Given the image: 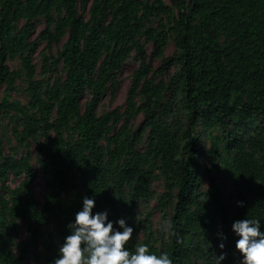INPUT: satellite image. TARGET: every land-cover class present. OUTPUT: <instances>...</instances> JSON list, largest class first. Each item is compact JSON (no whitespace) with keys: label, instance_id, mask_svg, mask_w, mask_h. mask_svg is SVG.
I'll list each match as a JSON object with an SVG mask.
<instances>
[{"label":"trees","instance_id":"1","mask_svg":"<svg viewBox=\"0 0 264 264\" xmlns=\"http://www.w3.org/2000/svg\"><path fill=\"white\" fill-rule=\"evenodd\" d=\"M159 17L168 29L163 21L148 27ZM41 19L45 29L37 39L51 46L66 37L51 58L62 75L46 90L35 80L38 45L31 40ZM171 39L175 53L151 75L142 41L152 44L153 60L163 58ZM133 53L139 68L125 106L99 116L106 94L116 97L119 74ZM16 59L31 102L0 103V119H17L14 134L27 152L18 159L0 145V185L7 190L14 176L29 188L37 176L35 145L44 201L25 198L22 190L11 200L0 194V264H31V254L40 262V242L52 264L67 224L82 208L79 195L63 199L76 178L95 199L94 213L107 211L110 220L125 218L133 227L130 250L141 236V244L157 255L166 252L173 264H217L222 232V264H239L232 223L256 218L264 231V0H0V92L19 78L7 63ZM139 115L143 120L134 127ZM253 122L260 125L252 128ZM213 126L226 140L227 199L219 184L205 193L198 174L202 131ZM158 178L164 192L156 208L163 216L155 230L152 216L138 212L155 198ZM19 223L26 237L15 257L11 234Z\"/></svg>","mask_w":264,"mask_h":264},{"label":"rangeland","instance_id":"2","mask_svg":"<svg viewBox=\"0 0 264 264\" xmlns=\"http://www.w3.org/2000/svg\"><path fill=\"white\" fill-rule=\"evenodd\" d=\"M167 5H171L169 1H166ZM163 21L164 26L168 29L166 19L164 17L153 18L148 27H158ZM23 23L21 22L19 26ZM38 30L37 33L31 39L34 43L38 45V49L34 54V64L36 66L37 75L35 80L37 82H42L47 87L52 86L56 78L62 75V66L55 67L52 65V57H57L58 53L63 49V45L66 41L64 37L61 44L49 46L47 42L37 39L38 34L45 29V21H38ZM145 44V48L148 54V59L151 64V75H153L156 70L161 66L162 60L168 58L175 53L173 39L168 43L163 58L151 60V54L153 52L152 44H146L145 40L142 41ZM11 70L19 73V78L16 81V84L11 89H7L6 86H3L0 92V103L5 101L11 103H19L23 106H28L31 102L32 94L29 90V83L26 78L25 71L22 67V62L20 59L15 61L7 62ZM139 68V62L135 56V53L127 60L124 68L119 74L120 87L114 99L111 98V94L108 93L104 97L102 103L100 104L97 113L99 116L106 115L107 113L115 110L119 107H124L126 99L128 97V92L131 86V76L135 70ZM156 79L160 81L165 79L164 75H157ZM87 98L83 100V104L88 100ZM138 103H142L143 98L137 99ZM143 120V115H139L134 120V127H138ZM16 118H8L3 120L0 119V145L4 153L8 155H14L16 158H21L26 155L25 146L19 144L18 140L15 137L14 130L16 129ZM260 125V122H253L250 127L255 128ZM202 139L204 141V147L202 150V155L199 158L198 162V174L201 177L202 190L205 193L211 189V186L219 184V193L224 195L227 199L231 193V183L226 177V171L228 170L227 164L229 163V158L224 152V147L226 146V140H224V134L217 126H213L211 129L206 132L202 131ZM223 140V141H222ZM35 145H31V164L34 169L37 170V176L29 184V188H26L24 178H15L11 176L6 182L7 190L3 191V187L0 185V194L6 196L7 199L13 198V193L17 190H22L25 198L33 197L40 204L44 201V181L39 170L37 156L35 151ZM155 192V198L147 203L143 204L142 208L139 210V214L142 218H145L147 214L152 216V225L156 230L159 224L162 221L163 214L159 209L156 208L158 205V199L164 192V182L162 178H158L153 186ZM79 195L83 198L85 197V192L82 190L80 181L78 178L72 181V188L63 194V199L65 202L69 203L74 201L75 197ZM231 236H235L231 228ZM26 237V228L22 223H19V228L16 232L11 234V250L13 255L17 257L19 255L18 244L21 243ZM143 238L138 237V243L141 244ZM38 253L41 257L40 262L36 261V258L33 254L29 256L28 261L31 264H47L46 261V249L43 245V242H40L38 245ZM240 264V262H239Z\"/></svg>","mask_w":264,"mask_h":264},{"label":"clouds","instance_id":"3","mask_svg":"<svg viewBox=\"0 0 264 264\" xmlns=\"http://www.w3.org/2000/svg\"><path fill=\"white\" fill-rule=\"evenodd\" d=\"M94 207L95 199L85 196L82 208L66 226L68 235L64 236L52 264H173L166 252L157 255L146 244H136L130 250L128 242L133 237V227L125 218L110 220L107 211L94 213ZM261 226L259 219L248 217L232 223V231L238 237L235 248L240 253V264H264ZM217 235L221 239L218 244L221 252L215 258L217 264H222L226 259L223 251L226 237L222 232Z\"/></svg>","mask_w":264,"mask_h":264}]
</instances>
